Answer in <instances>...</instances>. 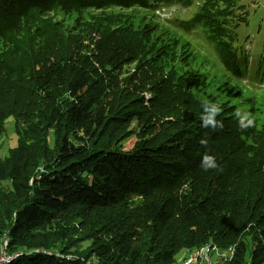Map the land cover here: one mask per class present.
<instances>
[{
    "label": "trees",
    "instance_id": "16d2710c",
    "mask_svg": "<svg viewBox=\"0 0 264 264\" xmlns=\"http://www.w3.org/2000/svg\"><path fill=\"white\" fill-rule=\"evenodd\" d=\"M203 1L195 22L217 34L238 0ZM135 7L158 8L0 0V138L11 118L17 137L0 158V251L6 239L16 255L5 264H175L210 243L233 248L222 264H264V122L249 121L252 105L249 114L230 103L212 109L168 75L177 40L158 25L138 31L115 11ZM81 33L98 36L87 52ZM228 45L221 64L241 81ZM135 61L138 72L120 85ZM167 82L191 105L171 106ZM133 90L160 95L148 107L139 93L129 101ZM134 116L137 142L125 150Z\"/></svg>",
    "mask_w": 264,
    "mask_h": 264
},
{
    "label": "rangeland",
    "instance_id": "374dc122",
    "mask_svg": "<svg viewBox=\"0 0 264 264\" xmlns=\"http://www.w3.org/2000/svg\"><path fill=\"white\" fill-rule=\"evenodd\" d=\"M152 1L155 2L158 8L135 7L134 10L132 9L133 12L116 8L115 11L123 18H125V14L130 15V25L138 31L144 25H158L161 31L160 37H175L178 45L173 46L172 55L170 51V58H167L166 62L168 64L165 62L167 64L165 69L168 75L172 72L174 77L177 75L179 80L183 79L185 85L189 86L192 95L194 94L195 97L209 104L212 109L230 103L235 105L238 111L249 114L250 105H252L254 114L247 117L250 118V122L261 126L264 122V0H238L234 16H228L226 12L225 21H222L223 24H221L217 34L214 32V25H203L201 22H195V17L205 1ZM98 13L94 12L92 14L97 16ZM63 22V31L71 33L75 22L68 17ZM75 32L78 33L79 30H75ZM76 36L83 38L81 45L84 52L92 49L94 43L98 40V36L93 37L92 41V36L84 33ZM225 42H229L228 46L240 58L244 69V77L241 81L234 80L226 74L221 64L219 49ZM5 49L6 45L0 42V50ZM144 58L145 56L141 58L143 62L145 61ZM138 67L139 63L137 61L126 65L124 73L119 77V80H121L120 85L131 82V76L129 77V75L136 74ZM140 74L141 71L138 75ZM168 82L162 85V88L166 89L167 92L169 89L173 91V88H180L177 83L169 84ZM137 93H139V96L141 94V97L144 98V105L148 107H150L149 105H151L154 97L160 95V91L155 96L147 90ZM137 93L133 90L129 101L135 98L138 95ZM173 97L176 102L173 101L171 106L177 102L182 104L183 107L191 105L184 98H180L179 93L176 91H173ZM134 107H136V104ZM140 119L138 116H134V119L128 125L129 137L124 141L125 150H130L137 142L136 136ZM16 141L14 121L11 118L6 124L5 135L0 138V158L8 155L9 148L14 147ZM131 199L133 201L141 200L139 197H132ZM209 245L216 247L220 253H224L220 256L213 255V262L222 264L230 261L233 248L223 251L216 244L210 243ZM2 255L0 253V257ZM185 257V252L178 254L175 264H183Z\"/></svg>",
    "mask_w": 264,
    "mask_h": 264
},
{
    "label": "bare ground",
    "instance_id": "6f19581e",
    "mask_svg": "<svg viewBox=\"0 0 264 264\" xmlns=\"http://www.w3.org/2000/svg\"><path fill=\"white\" fill-rule=\"evenodd\" d=\"M6 249H7V240L4 239V243H3L0 253L2 255L4 252L5 259L0 260V264H5L7 262H10L16 256V255L15 256L9 255ZM196 251H197V255H199V264H216L215 262H212L210 260L212 259V256L213 255L220 256V254H224V253H220L216 247H212V245H207V246L201 247L200 249H197L194 252L190 253L187 256V258L184 259L183 264H186L187 262H189V260L194 256Z\"/></svg>",
    "mask_w": 264,
    "mask_h": 264
},
{
    "label": "built area",
    "instance_id": "2783aa9c",
    "mask_svg": "<svg viewBox=\"0 0 264 264\" xmlns=\"http://www.w3.org/2000/svg\"><path fill=\"white\" fill-rule=\"evenodd\" d=\"M2 259H5L4 252H3V255L1 256L0 260H2ZM210 260L212 261V259H210ZM186 264H199V255H197V251L194 254V256L189 260V262H187Z\"/></svg>",
    "mask_w": 264,
    "mask_h": 264
}]
</instances>
